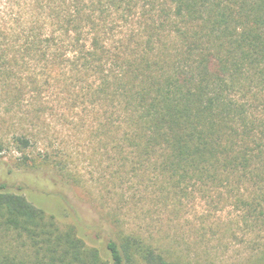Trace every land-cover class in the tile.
Wrapping results in <instances>:
<instances>
[{
    "label": "trees",
    "instance_id": "trees-1",
    "mask_svg": "<svg viewBox=\"0 0 264 264\" xmlns=\"http://www.w3.org/2000/svg\"><path fill=\"white\" fill-rule=\"evenodd\" d=\"M50 98L71 128L94 124L85 157L108 232L87 246L1 185L0 264H186L113 230L117 213L140 202L145 175L179 201L235 195L232 208L260 229L244 263L264 264V0H0V132L31 101L34 136L43 133ZM119 129L129 134L112 141ZM52 141L44 160L70 183L78 172L61 171L71 160ZM127 168L133 187L122 183ZM242 183L260 186L257 197L242 198Z\"/></svg>",
    "mask_w": 264,
    "mask_h": 264
},
{
    "label": "rangeland",
    "instance_id": "rangeland-1",
    "mask_svg": "<svg viewBox=\"0 0 264 264\" xmlns=\"http://www.w3.org/2000/svg\"><path fill=\"white\" fill-rule=\"evenodd\" d=\"M50 102L55 111L47 118L46 130L37 137L34 136L31 101L22 107L18 116L7 119H14L8 125L16 126L0 132V137L6 141L0 159V186L4 185L7 191L23 196L33 206L53 216L61 228L72 227L87 246L100 247L108 230L98 207L102 199L97 186L93 185L95 178L89 174V161L85 157L88 152L86 130L94 124L86 118L82 122V131L71 128L65 119L68 115L66 107L55 98H50ZM118 131L122 133L109 134L112 141L114 137L120 139L129 134L122 129ZM19 134L29 139L30 144L25 149H20L12 139ZM49 136L56 139V143H52L63 148L71 160L67 167L60 168L61 171L70 168L78 172L79 177L70 183L53 170L55 164L44 160ZM112 141L106 145L109 149L113 146ZM35 142H39L38 145ZM110 166L115 171L118 168L114 163ZM34 168L43 171H31ZM130 171L124 170L126 176L122 183L125 187H133ZM139 181L140 202L117 213L121 224L118 229L113 227L115 234H119V229L124 234H136L168 256L181 257L186 264H245L246 258L252 256L259 240L256 233L260 229L251 232L250 224L243 221V211L232 208L235 195L231 197L223 188L219 192L211 191L208 194L211 198L191 191L187 198L179 201L173 195L165 197L162 194L160 177L155 180L145 175ZM238 187L242 198L252 199L258 195L254 189L260 186L242 183ZM109 202H103L106 208L112 204ZM215 204L219 206L215 207ZM261 239L264 240V235Z\"/></svg>",
    "mask_w": 264,
    "mask_h": 264
}]
</instances>
